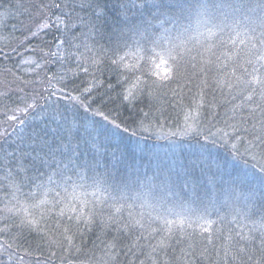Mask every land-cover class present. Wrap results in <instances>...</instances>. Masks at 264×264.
Here are the masks:
<instances>
[{
	"label": "trees",
	"instance_id": "obj_1",
	"mask_svg": "<svg viewBox=\"0 0 264 264\" xmlns=\"http://www.w3.org/2000/svg\"><path fill=\"white\" fill-rule=\"evenodd\" d=\"M200 4L244 43L211 62L194 49L157 87L152 41L194 32ZM0 13L2 255L47 191L94 219L55 264H264V0H0Z\"/></svg>",
	"mask_w": 264,
	"mask_h": 264
},
{
	"label": "snow or ice",
	"instance_id": "obj_2",
	"mask_svg": "<svg viewBox=\"0 0 264 264\" xmlns=\"http://www.w3.org/2000/svg\"><path fill=\"white\" fill-rule=\"evenodd\" d=\"M157 4H163L165 0H155ZM174 4H179V0H171ZM59 6V5H57ZM135 6V4H133ZM122 8L125 12L127 4L122 3ZM102 12V9L100 10ZM180 11H185L181 8ZM190 14L195 15V31L184 33H177L175 37L167 35V29L164 33L152 41L153 47L160 49L157 52L158 62L153 60L151 62L152 74L157 77L153 82L157 87H163L161 81H167L172 78H178L182 74L184 57L190 54L194 49L200 55L208 54L209 62L212 57H219V55H230L229 52L224 50L231 45L232 49H236L237 43L243 44V40H239L240 33L237 32L236 38H230L225 41L221 33L223 28L218 25H212V14L209 13L205 4L198 5L197 9H187ZM3 13H0L2 15ZM124 13H122L123 15ZM161 24L164 21L160 22ZM187 31V30H185ZM261 45L264 46V40ZM219 50V51H218ZM238 53V49H236ZM261 59H264V52L261 53ZM26 63H31V60H26ZM115 63V62H114ZM155 88L152 92L155 93ZM129 91V95H131ZM57 195H59L57 193ZM79 197L72 195L70 200L64 201L63 205L59 208L56 203L49 198L48 192L40 193L35 202L31 205L35 211L25 210L23 217L17 223L19 231L14 235L13 242L5 241L8 249L6 255L3 246H0V264H21L23 256H35L38 260L47 254V259L51 260L53 264L57 259L58 253L61 254V259L68 250L75 248L76 251L80 250L76 240L79 236L83 235L85 228L91 230L94 219L91 213H86L84 207L79 209L72 203L73 200ZM81 205H86L87 201L81 199ZM119 211V209H117ZM54 224V228L50 225ZM10 225L0 226V233L10 230ZM31 236L34 243V248L30 250L28 247H21L17 241L21 236ZM43 249V251L41 250ZM15 252L22 253L20 256L15 255Z\"/></svg>",
	"mask_w": 264,
	"mask_h": 264
},
{
	"label": "rangeland",
	"instance_id": "obj_3",
	"mask_svg": "<svg viewBox=\"0 0 264 264\" xmlns=\"http://www.w3.org/2000/svg\"><path fill=\"white\" fill-rule=\"evenodd\" d=\"M50 194V193H49Z\"/></svg>",
	"mask_w": 264,
	"mask_h": 264
}]
</instances>
